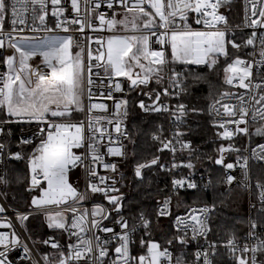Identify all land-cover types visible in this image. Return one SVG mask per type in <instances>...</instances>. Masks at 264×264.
<instances>
[{
	"label": "snow or ice",
	"instance_id": "6c2138e0",
	"mask_svg": "<svg viewBox=\"0 0 264 264\" xmlns=\"http://www.w3.org/2000/svg\"><path fill=\"white\" fill-rule=\"evenodd\" d=\"M88 3V0H85ZM104 0H94V4L87 8V15L80 16L79 0H71V10L76 13V18L71 24L78 25L77 32L83 33L86 28L93 29L94 18L100 26L107 25L108 29H114L117 25L125 30H131L132 35H110L106 40L97 38L96 43L101 45L94 55L91 47L87 51V64L85 63V49L81 42L74 39L73 35H55L56 29L70 32L69 22L64 17L65 8L61 0H51V15L55 18L54 27L48 25L47 0H0V48L12 49V53L3 57L0 63L7 66V71L0 72V165H7L11 161H25L26 175L16 174L10 176L8 167L0 173V185L7 187L15 182L26 183L27 191H37L38 195L31 197L30 208L43 212L50 229H59L69 232L70 236L77 237L76 243H69L67 252L60 245L52 241V238L39 241L59 251L58 259L53 262L47 254L41 259L44 264H192L182 256L173 257L168 247H162L156 240L140 239L142 248L146 249L138 256L131 255L130 245L134 243L133 235L137 230V223L129 225V221L120 215L123 208L122 194L115 186L117 181L113 175H100L98 167L115 174L118 164L107 162L105 157H125V146L118 139H114L112 132L105 125H113L118 137H124L131 141L129 133L123 127V121L128 116V100L116 98L113 91L123 92L121 82L113 80V77H127L130 87L146 85L153 76L159 82L162 79L163 68L169 63H183L206 65L209 71L218 65L220 56L228 57V45L239 50L241 45L234 39H228L230 31L227 16L220 12L222 7L230 4L231 0H133L129 5L128 0H107V7L112 9L114 4H120L124 9V15L117 19L116 14L112 18H106L103 12L97 13ZM251 4V16L247 4L245 6V24L254 29L247 39L243 40L245 46L256 45L259 40L260 60L257 65H264V3L261 0H248ZM260 4L257 7V4ZM131 17V19H129ZM190 17H194L196 25H203V29L193 28L189 23ZM31 20L32 31L43 32L44 35L22 36L14 35L24 31L23 25L28 27ZM7 25V30H6ZM155 37L157 43L163 45L159 50L150 46L151 38ZM93 38L88 37L91 45ZM80 50L72 54L73 45ZM106 47V52L102 49ZM170 48V57L165 49ZM42 58L41 66L33 67L29 60L37 56ZM95 61V63H93ZM147 62V63H144ZM93 68L102 69L93 73ZM133 68H139V73L132 75ZM252 62H245L236 56L231 63L224 67V83L232 85L234 78L238 79L239 86L247 89V98L244 95H235L229 91H222L213 98L208 106L209 113H215L213 124L223 129L218 132V137L231 141L236 135L259 136L264 138V81L252 84ZM232 73V74H229ZM100 77L99 88L103 89L104 78H107V93L100 95L112 101L111 110L106 103H94L93 75ZM181 73L172 71L170 83L178 89L172 95H179L184 89L181 86ZM199 81L200 76L193 77ZM87 88L88 105L85 108V89ZM259 90V91H255ZM164 95H168L165 88ZM211 93V86H210ZM151 98L152 94L145 93ZM155 99L151 105H146L143 100L138 106L144 112H169L176 125L173 132L175 144L180 145L182 151L186 150L189 157L193 155L194 148L190 140H183L184 132L180 125L185 122L189 113L202 111L185 104H177L170 108L160 102L161 94L154 93ZM235 96L236 103L224 102L226 98ZM258 97V98H257ZM256 105H259L257 107ZM222 109V111H221ZM87 111L88 123L73 121V113ZM94 110H101L105 115H95ZM249 117L253 127L249 126ZM37 123L38 131L32 136L23 133L16 139L13 151L11 129L15 123ZM46 125V127H45ZM235 126L234 129L232 126ZM243 125V127L241 126ZM160 126L152 133V139L160 141L162 147L176 152L173 140H163L160 135ZM38 139L30 153L23 151L24 146H30ZM107 139V144L104 143ZM73 149H84L82 152ZM103 149V151H102ZM250 151L251 155L242 154ZM215 157H209L215 165H219L221 178L215 183L225 185H237L239 189L246 190L249 195V209L246 218L231 219L232 227L227 229V239L223 247L227 249L235 264H264V180L257 179L254 184L250 183L251 168L250 160H258L264 163V144H257L256 148H236L232 143L227 146L221 144ZM236 153V159L229 162L225 154ZM199 159V157H197ZM159 157H153L144 162H138L134 167V174L143 178L144 169L155 165L164 169L165 165L158 163ZM186 167L192 170L195 166L191 158L185 163H172L170 169ZM80 168L84 172L85 191H78L77 187L70 182V174ZM239 168V178L231 174V170ZM189 172L187 177L173 178L171 185L174 190L187 188L199 190L200 185L192 178ZM43 181L44 183H42ZM111 181V183H109ZM214 183L210 177L203 187L207 188ZM46 184V186H45ZM227 195L221 193L218 201L205 204L199 209H189L185 216H176L174 226L176 232L166 240L171 246L175 243L186 245L189 243L188 229H191L192 240L200 237L207 238L212 231L210 222L214 214L218 213V205L228 207L226 201L234 195L232 188H227ZM89 194H102L103 198L112 205L119 217L114 221L120 226L121 231L115 232L113 228L101 227V221L106 219V209L102 204H94L91 210V220H88V210L85 209L77 214V208L68 207L63 211H49V206L85 201ZM6 196V193H0ZM238 195V193H236ZM171 197H165L159 202L155 215L159 217L170 216L169 211ZM7 209L0 205V213ZM72 213L71 224H68L65 212ZM32 212H17L16 219L21 226L29 219ZM99 217V219H97ZM137 220V218H133ZM228 221L226 220V223ZM247 224L248 230L242 237L235 234V224ZM138 224L142 226L146 234H150L152 221L144 212L138 216ZM86 225L90 228L86 229ZM11 228V222L4 225ZM97 229L104 233H111L112 239L117 241L111 248V241L102 240L100 236L82 238L86 230ZM25 231H27L25 226ZM31 239V237H29ZM245 243L240 244V240ZM247 241H252L248 243ZM35 243V242H34ZM0 264H14L8 259L9 250L22 248L19 264H40L39 260L33 259L32 249L26 243H22L15 231L11 235L0 232ZM220 247L215 242L208 243L207 247H198L194 254L195 264H217L214 257ZM115 254L114 258L109 259ZM163 258V259H162Z\"/></svg>",
	"mask_w": 264,
	"mask_h": 264
},
{
	"label": "built area",
	"instance_id": "2783aa9c",
	"mask_svg": "<svg viewBox=\"0 0 264 264\" xmlns=\"http://www.w3.org/2000/svg\"><path fill=\"white\" fill-rule=\"evenodd\" d=\"M235 0H231L230 4H232ZM242 1V20L241 23L237 26H230V31L229 32H238V33H242L245 35L246 39L249 35H251V33L255 30L259 33V31H261V29L259 28H252L249 27L245 24V6L247 4L248 10H249V16H251V4L248 3V0H241ZM133 2V0H128L129 5H131ZM262 3H264V0H261ZM80 3V16H86L87 13V8L92 6L94 4V0H88V3L85 2V0H79ZM61 4L62 6L65 8V14L64 17H61V19H67L69 22V28H70V32L65 33L63 31V29H56L54 33H50V34H55V35H73L74 39L77 40L78 42H81L85 52V63L87 64V51L88 48L91 47L93 54L96 55L97 54V50H101V45L96 43V39L97 38H103L104 40L107 39L108 36L110 35H132V31L129 30H124V29H118V27L116 26L114 29H108L107 25L104 26H100L99 25V21H96L94 18L92 19V23H93V29H88L86 28L85 31L83 33L77 32L76 29L78 28V25H73L71 24V20L76 18V13L72 12L71 10V0H61ZM229 4V5H230ZM229 5L222 7L220 9V12L225 14L227 16V9L229 7ZM260 4H257V7H259ZM51 0H47V8H48V18H47V23L50 27H54V22H55V18L52 17L51 15ZM99 12H103L106 16V18L111 19L112 18V14L115 13L117 16L116 18L119 19L124 15V9L121 7L120 4H114V7L112 9H109L107 7V0H104V2L101 4V7L99 9H97V13ZM228 19V16H227ZM189 23L192 25L193 28H199L201 30L203 29V25H196L194 23V17H190L189 19ZM28 27H25L23 25L19 26L21 28H24L23 32L20 33H14V35H22V36H43L44 33L43 32H34L32 31V24H31V20L29 19L28 21ZM6 30H7V25H6ZM91 36L93 38L91 45H89L88 43V37ZM150 46L155 49V50H159L161 47H164L163 45H160L159 43H157L156 38L152 37L151 41H150ZM249 55L246 58H243V60L245 62H252L253 63V68L251 69L252 71V77H251V82L252 84H257V83H261L262 81H264V65H257L256 61L260 60V56H259V40L257 39L256 41V45L251 46L249 45ZM80 49L77 48L75 46V44L73 45L71 52L72 54H75V52L79 51ZM103 51L106 52V47L102 49ZM167 50V48L165 49V51ZM12 53V49L7 47V41L5 42V47L4 48H0V60L3 59V57L10 55ZM41 60L42 58L39 57V55L31 57L29 60V63L33 66V67H37V66H41L43 71H47L46 68H43V66L41 65ZM93 63H95V61H93ZM7 71V66L4 65L3 63H0V72H4ZM97 71L100 72V77H103V70L102 69H96L93 68V73H96ZM134 72H138L141 76L142 73L137 70H133L132 71V75H134ZM170 72L167 73L166 76V81H167V85L164 86L163 88H161L160 90V94H161V99L160 102H162L163 104L169 106L170 108L175 106L174 103V95H172V93H174L177 88L173 86L172 83H170ZM100 77H97L95 74L93 75V80H94V85L92 87V91L94 93V97H93V101L94 103H106L109 105V109L111 110L112 107V101L105 99L104 97H102L100 95L101 91H104L105 95L107 93V78H104V85L105 87L103 89L99 88L98 85L100 83ZM113 80L116 81H120L122 88H123V92L121 93H117L115 91H113V95L116 98H127V92H128V88L130 86V81L127 79V77H113ZM167 88L169 94L168 95H164V89ZM224 91H229L234 93L235 95H244L245 98H247V94H248V90L241 88L239 86L238 83V79L234 78V82L232 85H228L227 84V88L224 89ZM255 91H259V90H255ZM258 98V97H257ZM155 99V96L151 95V98L149 99V101H146L145 104L146 105H151L152 104V100ZM224 102L231 104H235L236 103V99L235 96L233 97H229L226 98ZM88 105V100H87V88L85 89V108H87ZM257 107H259V105H256ZM222 111V109H221ZM81 113V118L80 119H72L73 121H83L85 123V126H87L88 123V113L85 110L84 112H80ZM168 115V123H169V127L168 130L165 131L160 129V135H161V139L167 141V140H173V143L175 144L174 138H173V132L175 131L174 128L176 129V125L173 122V119L170 117V113L169 112H165ZM94 114L95 115H105V113L101 110H94ZM211 116L214 119H218L215 116V113H211ZM2 115H0V119H2ZM106 127H108L109 131L112 132V136L114 139H118L119 141H121L123 143V145L125 146L124 150L127 152V147H126V142H127V138L124 137H118V134L114 131V127L113 125H105ZM243 127V125H241ZM249 126L250 128L253 127L254 125L252 124L251 118L249 117ZM46 127V125H45ZM123 127L127 130V132L129 133L128 130V124L126 119L123 121ZM234 125L232 126V128L234 129ZM218 128V127H217ZM12 132H13V136H12V142L14 140H16L21 133H23V135L25 136H32V134L34 132L38 131L37 128V123L35 121H32L31 123H25V122H21V123H13L11 126ZM220 131H223V129L218 128ZM154 140V139H153ZM155 143L158 146V157H159V161L158 163H162L165 165L164 170H168L170 172V176H169V182H168V190L164 193L158 194L156 196H154L153 198V202L155 203V213H156V209L159 207V202H162V200L167 197L170 196L171 197V201H170V206H169V211L171 213L170 216H164V217H156V225H155V232L153 233V237L149 238L152 240H156L158 241L162 247H168L169 251L173 253V257L176 256H182L185 261L187 262H192V264H195V257L194 254L197 251L198 247H207L208 243H212L215 242L218 245H220V247H218L217 249V253H223V256L220 257H214V259L217 261V264H235V261L233 260V258L229 255L228 251L226 248L223 247V244L225 242V240L227 238H215L213 237V227H212V219L210 222V227L212 228V231L208 234L207 238L204 237H200L198 240H192L191 236H192V232L191 229H188L187 231V236L189 239V243L186 245H179L178 243H175L171 246L166 244V240L171 238L174 233L176 232V228L174 226V221H175V217L176 216H185L186 214H188L189 209H199L201 207H203L204 205L201 204H186L183 199L181 198L182 194L184 192H192V191H196V189H187V188H181V189H176L174 190L172 188L171 185V180L173 178H180L181 176L187 177L189 175V172L187 171L188 169L186 167H178L175 169H170V165L172 163H177L179 164L181 160H183L185 163L188 161V158L183 156V152L180 149V145L179 144H175V148H176V152L172 153L169 149H165L162 147V144L160 143V141L158 140H154ZM38 139H35L33 141V144L30 145L33 147H35L36 143H38ZM105 144H107V139H105L104 141ZM229 143H232L236 148H241V149H252V148H256L257 144H264V138L259 137V136H251V138L247 137V136H243V135H236L232 138L231 141L227 142L226 144H224L225 146H227ZM30 146H24L23 148L26 150L28 149V147ZM32 148L30 149L29 153L32 151ZM13 151L19 150L17 148H12ZM74 151L77 152H82L84 151V149H73ZM103 151V149H102ZM179 151L181 153H179ZM242 154H247V155H251L250 151L247 152H243ZM163 155H166V157H168V159L166 160ZM225 159L228 160L229 162L234 161L236 159V153H231V154H225ZM105 160L107 162H114L118 164V171L115 174H112L108 171H106L105 169H103L102 167H98V171L100 175H113L115 180L117 181L116 183V187L119 189V193L118 194H122L123 199H122V204L124 203V200L126 198V196L129 193V187L127 188L126 191H124L122 189V183H123V174H124V163L127 160V155L125 157H105ZM192 160V159H191ZM14 162H19V161H14ZM192 163L194 164V172H192V176L191 178L198 183V185H200L199 190L200 191H207L211 188L210 187H203L204 183H206L208 181V179L212 176L209 173L206 172H202L201 169L203 168V165L199 162H196L195 160H192ZM253 164H257L260 166L264 167V163L258 161V160H254L251 159L250 160V168H251V179H250V183L254 184L255 181L257 179H261L264 180V172H260L259 171H255L253 170L252 166ZM6 167V165H0V173L3 172L4 168ZM221 167V166H220ZM80 173L81 176V181L79 183V185H75L73 184L74 187H77L78 191L80 192H84L85 191V179H84V172L82 169L77 168L75 170L72 171L71 175L74 173ZM231 174L236 175L238 178L240 176V170L239 168H234L231 170ZM256 175L259 177L257 178ZM42 183H44L43 181H41ZM71 182V179H70ZM109 183H111V181H109ZM46 186V184H45ZM232 188L233 191L236 189H239L237 187V185L234 183L233 185H225L222 183V190L223 192L226 193V189L227 188ZM243 190V189H241ZM245 191V204L243 206V211H231L229 210V212H232L234 214H237L239 216H242L244 218H246L248 216V209H249V195L248 192L246 190ZM1 193V191H0ZM33 195H38L37 191H33ZM32 195V196H33ZM31 196V197H32ZM30 202H31V198H30ZM102 204L105 209H106V219H103L101 221V227H110L113 228V230L115 232H120V226L118 224H115L114 221L117 220L119 217L117 216V213L115 212V210L113 209L112 205H110L108 203V201H106L103 198L102 194H89L88 198L85 201H80L78 203H73L71 200L68 201L67 204H62L59 206L53 205V206H49V211L55 212V211H63L65 208L68 207H75L77 208V214H79L80 212H82L83 210L87 209L89 216L87 217L88 220H91V210L94 204ZM0 205H4L6 207V211L3 213H0V232H5L9 235H11V233L13 231L16 232V234L20 237L21 242L22 243H26L28 245V247L30 249H32V253H33V259L35 260H39L40 264H44L43 260L41 259V257L44 254H47L49 256V259L53 262H55L58 259L59 256V251L57 249H53L51 247V243L48 245L39 243V240L37 244L33 243V241L31 239H29V235L27 233V231H25V226H26V221H25V226H21L20 222L16 219V213L17 212H22V213H26L31 211L32 215L33 214H43V212H38L33 208H30V203L29 206L27 208H22V209H18V208H13L9 205V203L6 201V199L4 198L3 195H0ZM234 207L237 206V204H232ZM223 208V207H222ZM123 208L120 212V215L125 217L128 221H129V225H132L133 223H137V230L133 235V240L135 237V234L137 232L140 231H144V229L142 228V226H139L138 224V218L137 220H133V218L128 215V214H124L123 213ZM65 217L66 220L68 222V224H71V217H72V213L70 211L65 212ZM148 218H150V216H147ZM213 218V217H212ZM97 219H99V217H97ZM151 219V218H150ZM152 221V220H151ZM11 222L12 227L8 228L4 225H6L7 223ZM90 228V225H86V229ZM55 232L52 234H49L45 237V239H48L49 237L52 238L53 242H56L60 245V248L62 250L65 251V253L67 252V246L69 243L75 244L77 237L75 236H70L69 232H65L63 230H59V229H53ZM248 230V226L247 224H245L244 226V230L243 233L241 234L240 237H242ZM169 232H172L171 235H169ZM100 236L102 240H109L111 241V245H110V250L112 247H114L117 243V241L112 239V234L111 233H104L101 232L97 229H90V230H86L85 233L82 234V238H92L94 240L95 236ZM43 239V240H45ZM144 240H149V239H145V237L143 238ZM240 244L242 245L243 243H245L244 240H240L239 241ZM248 243H252V241H247ZM134 243L135 240H134ZM133 243V244H134ZM131 244L130 245V252L131 255L133 256H138L140 254H142L144 251H146V249H142V251H138L136 252V249L134 248V245ZM2 247V246H0ZM22 254V248H12L9 250L8 253V259L13 261L14 264H19V260H20V255ZM115 254L112 253V256L109 257V259L114 258ZM163 259V258H162ZM27 264V262H26Z\"/></svg>",
	"mask_w": 264,
	"mask_h": 264
},
{
	"label": "trees",
	"instance_id": "16d2710c",
	"mask_svg": "<svg viewBox=\"0 0 264 264\" xmlns=\"http://www.w3.org/2000/svg\"><path fill=\"white\" fill-rule=\"evenodd\" d=\"M227 16L229 26H237L242 20V1L235 0L229 5L227 9ZM228 39H234L236 43L240 44L239 50L233 49L231 45H228L229 56H220L218 59V65L213 70L209 71L206 65L195 64H183L180 62H169L162 71V79L157 82L155 78L152 79L146 85H138L133 88L129 86L127 92L128 100V116L126 118L129 130V136L132 142L128 139L126 142L127 147V160L124 163V174L122 189L125 191L128 185L131 183V191L126 196L123 203V213L130 215L132 218H138L140 212H144L146 216H150L152 220V227L150 234H146L145 231H140L135 234L134 248L138 251H142V247L139 243L141 238L149 239L153 237L155 232L156 217H155V203L153 202L154 196L164 193L168 190V182L170 172L168 170L160 169L157 166H152L143 171V178L138 180L134 174L135 164L138 162H144L158 157V146L152 139V133L157 130V126L160 129L168 130V115L165 112H144L139 108V101H149L150 96L145 93L152 94L159 93L161 88L167 85L166 76L168 72L173 70L181 73V86L184 89L179 91V95H174V103L185 104L189 107H195L201 109L195 114L189 113L185 118V122L180 125V130L184 132L183 140H190L192 142L194 152L189 157L186 150L182 151L183 156L191 158L196 162L203 165L202 172L209 173L214 181L211 188L207 191H192L184 192L181 196L183 201L190 204H212L214 201H218L221 197L222 183H215L216 179L221 178L220 166L215 165L209 157H215L217 155V148L221 144H226L228 140H224L218 137L217 133L221 132L213 124V117L208 111V106L212 103L213 98L217 97L220 92L227 88V84L224 83V67L232 60L239 56L240 58H246L249 55V47L243 44V40L246 39L245 35L238 32H229ZM166 54L170 57V49L167 48ZM137 71V70H136ZM195 76H200L201 79L196 81L193 79ZM211 86V93H210ZM178 89L175 91L177 92ZM174 92V93H175ZM80 113H73L72 119H80ZM174 130H176L174 128ZM15 141L13 148L15 147ZM32 146L23 148V151L29 153ZM179 153H181L179 151ZM167 160L168 157L163 155ZM199 157V159H197ZM6 167L9 169L10 176L14 178L16 174L20 176L26 175L27 168L25 161L9 162ZM253 170L264 172V167L253 164ZM195 169L187 170L188 172H194ZM257 178H259L256 175ZM264 179V177H263ZM26 183H11L7 187L0 185L1 193H6L4 196L9 205L13 208H27L30 203V198L33 192L26 190ZM226 195V194H225ZM218 213H223L221 217L218 214H214L212 218L213 237L215 238H227V229H231V219L236 220L243 219L244 217L229 212L218 205ZM134 220V219H133ZM226 220L228 221L226 223ZM135 221V220H134ZM245 224H235V234L240 237L243 233ZM26 229L29 237L35 244L39 240L45 239L49 234L54 233L53 229L48 228L47 220L43 214H33L29 216L26 221ZM172 232H169L171 235ZM223 256V253H217L215 257Z\"/></svg>",
	"mask_w": 264,
	"mask_h": 264
},
{
	"label": "rangeland",
	"instance_id": "374dc122",
	"mask_svg": "<svg viewBox=\"0 0 264 264\" xmlns=\"http://www.w3.org/2000/svg\"><path fill=\"white\" fill-rule=\"evenodd\" d=\"M117 16V15H116ZM129 19H131V17H129ZM118 29H123L121 26L117 25ZM125 30V29H124ZM170 49V48H169ZM242 59V58H241ZM144 63H147V62H144ZM133 70H139L141 72V70L139 68H133ZM142 73V72H141ZM229 74H232V73H229ZM143 75V73H142ZM152 81L155 80V77L153 76V78H151ZM80 113V112H79ZM81 114V113H80ZM71 179V182L75 185H79L80 181H81V176H80V173L76 172L75 174L73 173L70 177ZM129 188V192L131 191V183ZM128 188V187H127ZM126 188V190H127ZM125 190V191H126ZM234 192V195L229 197V199L226 201V203L228 204V207L227 208H224L226 210H231V211H243V206L245 204V201H246V198H245V191L241 190V189H236L233 191ZM236 193H238V195H236ZM129 194V193H128ZM232 204H237L236 207H234ZM243 208V209H241ZM11 261V260H10Z\"/></svg>",
	"mask_w": 264,
	"mask_h": 264
},
{
	"label": "water",
	"instance_id": "95a60500",
	"mask_svg": "<svg viewBox=\"0 0 264 264\" xmlns=\"http://www.w3.org/2000/svg\"><path fill=\"white\" fill-rule=\"evenodd\" d=\"M137 73H138V72H134V75H133L134 78H135V76L137 75ZM131 88H133V87H131ZM153 166H155V165H153ZM151 167H152V166H151ZM144 170H145V169H144ZM144 170H142V171H144ZM137 179H138V180H141L142 178H138V177H137ZM32 192H33V191H32Z\"/></svg>",
	"mask_w": 264,
	"mask_h": 264
}]
</instances>
